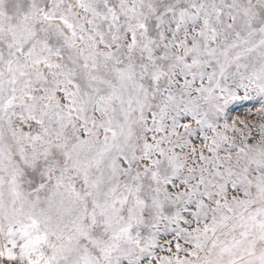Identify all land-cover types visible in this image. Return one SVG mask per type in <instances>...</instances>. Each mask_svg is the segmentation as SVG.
Listing matches in <instances>:
<instances>
[{"label":"snow or ice","instance_id":"snow-or-ice-1","mask_svg":"<svg viewBox=\"0 0 264 264\" xmlns=\"http://www.w3.org/2000/svg\"><path fill=\"white\" fill-rule=\"evenodd\" d=\"M0 264H264V0H0Z\"/></svg>","mask_w":264,"mask_h":264}]
</instances>
